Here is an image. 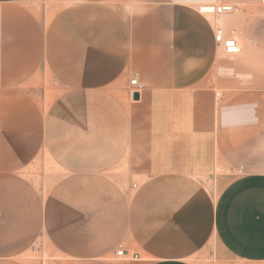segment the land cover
Here are the masks:
<instances>
[{
  "label": "crops",
  "instance_id": "0c3cea01",
  "mask_svg": "<svg viewBox=\"0 0 264 264\" xmlns=\"http://www.w3.org/2000/svg\"><path fill=\"white\" fill-rule=\"evenodd\" d=\"M256 2L0 0V264L39 239L57 264H264ZM220 4L235 55L197 11Z\"/></svg>",
  "mask_w": 264,
  "mask_h": 264
},
{
  "label": "rangeland",
  "instance_id": "374dc122",
  "mask_svg": "<svg viewBox=\"0 0 264 264\" xmlns=\"http://www.w3.org/2000/svg\"><path fill=\"white\" fill-rule=\"evenodd\" d=\"M231 6V5H230ZM259 7V9H264V5L259 2L252 3L251 9H252V16L245 19V23L247 25H250L252 27H255L256 33L252 34L250 36L251 41H254V37H261L264 38V15L260 13L258 15L255 11V8ZM232 12L237 13L235 7H232ZM255 11V12H254ZM225 15V14H224ZM220 16V20H218L216 23L220 28H225L226 31L233 32L235 31V34L233 36L235 37V40L241 43L243 40V36L240 34V29L237 27L238 25H241L243 23L244 19H241V21L237 24V26H224L225 21L228 17L225 15ZM207 19L210 21H214V17L208 16ZM249 38V37H248ZM56 171V168L53 166V164L50 162L49 158L44 154L43 161L39 163H33V166L30 167V170L28 171L29 177L33 182L39 181L40 177L43 175H51L54 174ZM44 187L43 190L46 191L50 185V180L44 179ZM39 242H35L25 253L22 260L26 264H57L58 258L54 255V253L51 251L49 246L45 243V241H42L41 239L38 240Z\"/></svg>",
  "mask_w": 264,
  "mask_h": 264
},
{
  "label": "built area",
  "instance_id": "2783aa9c",
  "mask_svg": "<svg viewBox=\"0 0 264 264\" xmlns=\"http://www.w3.org/2000/svg\"><path fill=\"white\" fill-rule=\"evenodd\" d=\"M259 1L261 4L264 5V0H259ZM232 10H233L232 6L224 5V4L205 5V6H200L197 9L198 13L205 17L208 16L220 17L224 14H228L232 12ZM214 42H215V46L218 49H221L227 55H235L239 52L237 41L235 40V37L231 32L226 33L220 28L216 29L214 33ZM129 86H130L129 95L131 98H133L134 94L139 95V92L144 88V85L138 81L135 75L129 81ZM116 256L117 257L124 256L123 251L122 250L116 251Z\"/></svg>",
  "mask_w": 264,
  "mask_h": 264
},
{
  "label": "water",
  "instance_id": "95a60500",
  "mask_svg": "<svg viewBox=\"0 0 264 264\" xmlns=\"http://www.w3.org/2000/svg\"><path fill=\"white\" fill-rule=\"evenodd\" d=\"M137 98H138V95H137V94H134V95H133V99L136 100Z\"/></svg>",
  "mask_w": 264,
  "mask_h": 264
}]
</instances>
